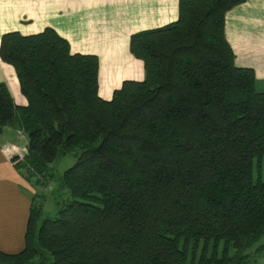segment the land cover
<instances>
[{"label":"trees","instance_id":"16d2710c","mask_svg":"<svg viewBox=\"0 0 264 264\" xmlns=\"http://www.w3.org/2000/svg\"><path fill=\"white\" fill-rule=\"evenodd\" d=\"M245 0H178V17L134 32L142 80L98 94V57L46 26L0 37L26 105L0 81V132L33 185L73 154L57 210L30 196L24 247L0 264H251L264 243V91L238 67L225 14ZM52 191V190H51Z\"/></svg>","mask_w":264,"mask_h":264},{"label":"crops","instance_id":"0c3cea01","mask_svg":"<svg viewBox=\"0 0 264 264\" xmlns=\"http://www.w3.org/2000/svg\"><path fill=\"white\" fill-rule=\"evenodd\" d=\"M177 17L178 0H0V37L7 31L28 35L54 28L69 41L72 52L97 55L98 94L110 99L122 81L144 76L142 61L129 50L130 35ZM224 36L235 65L252 68L255 87L264 91V0H245L229 9ZM0 81L16 104L26 105L13 67L1 59ZM6 128L12 127L0 134ZM12 141L0 140V250L6 253L24 247L30 208L22 177L9 159L19 149Z\"/></svg>","mask_w":264,"mask_h":264},{"label":"rangeland","instance_id":"374dc122","mask_svg":"<svg viewBox=\"0 0 264 264\" xmlns=\"http://www.w3.org/2000/svg\"><path fill=\"white\" fill-rule=\"evenodd\" d=\"M256 90H259V87H256ZM9 127V126H6ZM14 130V131H13ZM20 130V129H19ZM15 128H6L5 132L0 134V140L5 141L9 137L12 138V142H14L18 148H23L26 144V134L22 131L17 132ZM20 136H24V139H21ZM74 163V156L73 154H67L64 156H59L52 164H51V173L54 175L55 180L57 181L59 179V176L63 172L64 169L69 167ZM24 183V190L28 193L29 198L31 195L38 194L40 197L37 196V200H42L41 198H44L43 200V212L49 216H53L56 213L57 205L56 201H58V193L53 191L55 189L56 181H54L52 178L48 177L47 184H44V186L41 185H33V183H28L24 178H22ZM52 190V191H51ZM264 243V236H262L258 242L250 249V251L253 253L254 248ZM251 264H264V252L258 253L256 260L252 261Z\"/></svg>","mask_w":264,"mask_h":264},{"label":"built area","instance_id":"2783aa9c","mask_svg":"<svg viewBox=\"0 0 264 264\" xmlns=\"http://www.w3.org/2000/svg\"><path fill=\"white\" fill-rule=\"evenodd\" d=\"M12 150H13V149H12ZM13 153H14V154L16 153L15 149L13 150Z\"/></svg>","mask_w":264,"mask_h":264}]
</instances>
